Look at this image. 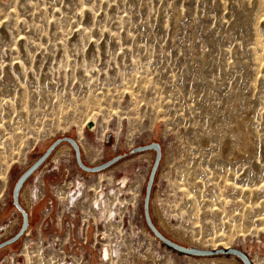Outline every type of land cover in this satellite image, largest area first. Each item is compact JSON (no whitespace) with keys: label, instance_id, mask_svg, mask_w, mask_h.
I'll use <instances>...</instances> for the list:
<instances>
[{"label":"rangeland","instance_id":"obj_1","mask_svg":"<svg viewBox=\"0 0 264 264\" xmlns=\"http://www.w3.org/2000/svg\"><path fill=\"white\" fill-rule=\"evenodd\" d=\"M66 137L87 166L122 157L87 171L62 141L24 183L20 204L33 214L0 264H45L48 242L74 240L81 216L95 212L99 225L115 218L113 258L246 264L233 249L264 264V0H0V243L24 223L16 182ZM154 142L153 222L213 254L180 251L148 226L157 150L131 151ZM101 196L107 204L93 208ZM98 233L97 259L107 236Z\"/></svg>","mask_w":264,"mask_h":264},{"label":"built area","instance_id":"obj_2","mask_svg":"<svg viewBox=\"0 0 264 264\" xmlns=\"http://www.w3.org/2000/svg\"><path fill=\"white\" fill-rule=\"evenodd\" d=\"M83 186H79L77 188V191L73 192V194L78 193L76 196L81 200L83 197ZM99 197V193L97 194V199ZM77 200L79 202L80 200ZM95 201L93 203V208L101 207L103 209V203L105 202V205L107 204V199L104 196H101L99 200ZM97 203V204H96ZM96 204V205H95ZM95 205V206H94ZM128 206V205H127ZM129 207V206H128ZM94 212L92 211V214ZM96 213V212H95ZM95 213L93 215H90L89 217H85V215L81 216V225L85 227V230L83 232L80 231V227H78L77 234L74 233V240H71L70 234H68V237L66 240L64 238H61L60 236H54L52 238L53 242H48V248L45 251V248L43 249L44 252V263L45 264H176L174 260H171L169 258H113V254H110L112 251H114L117 255L119 254V246H115L113 244V241L111 239V234L113 235V229H116L117 227H114V223L112 221L115 220L113 217H106L104 224H100L95 220L96 216ZM95 216V217H94ZM124 217V216H123ZM92 218V219H91ZM121 227H124L126 224L121 218ZM53 222V219H52ZM92 222V230H96V233H94L93 241L91 242L93 246V250L90 251L89 258H85V253L88 252V250L84 251V244H87L89 241L90 234V223ZM76 222L68 223V231L74 230L76 228ZM103 226L104 231L107 232V236L101 234L100 239L104 241V243H101L103 250L100 251L101 258L93 257L97 255L98 251V228ZM90 229V231H91ZM82 230V229H81ZM124 230V228H123ZM126 233V231H124ZM76 238H79V240H76ZM58 244V247L55 245ZM114 245V249L113 246ZM69 245V246H68ZM75 247V249H73ZM107 250V254L105 253ZM98 252V253H99ZM125 253H128L129 255V249L125 250ZM116 254H114L116 256ZM119 256V255H118Z\"/></svg>","mask_w":264,"mask_h":264},{"label":"water","instance_id":"obj_3","mask_svg":"<svg viewBox=\"0 0 264 264\" xmlns=\"http://www.w3.org/2000/svg\"><path fill=\"white\" fill-rule=\"evenodd\" d=\"M64 140L70 141L73 144V146L76 148L78 162L81 165V167L87 171H100V170L108 167L109 165L115 163L116 161H118L122 157V155H118L115 158L105 162L104 164H101L98 166H87L86 164L83 163V161L81 159V154H80V149H79L78 143L73 138L66 137V138L58 139L36 163H34L30 168H28L20 176V178L16 182V184L14 186V190H13V197H14L13 203L22 211V213L24 215V223H23V226L21 227L20 231L16 235H14L13 237H11V238L0 243V249L9 245V244L14 243L20 237H22V235L26 232V230L29 226V214L24 209V207L20 204L21 190L24 186V183L31 176V174H33L42 165V163L47 159V157L51 154V152ZM151 148H155L157 150V157H156V161L154 163V166H153L151 174H150V178H149V181L147 184L146 197H145V206H144L145 209L144 210H145V216H146L148 226L164 242H166L170 246H172V247H174L180 251H184V252H188V253H192V254H205V255L206 254L207 255L213 254L212 251L197 249V248H193V247H186V246L180 245V244L168 239L164 234H162V232L157 228V226L153 222L152 217H151V213H150V209H149V203H150V198H151V193H152V187H153L154 180H155V175H156L158 166H159L161 158H162V149H161V146L159 143L154 142L150 145L138 147V148L132 150L131 152L133 153L136 151H141V150L151 149ZM229 251L240 256V257H242L245 260L246 264H250L248 261V258L241 251L233 250V249H231ZM222 252H224V251L219 250L216 253H222Z\"/></svg>","mask_w":264,"mask_h":264},{"label":"flooded vegetation","instance_id":"obj_4","mask_svg":"<svg viewBox=\"0 0 264 264\" xmlns=\"http://www.w3.org/2000/svg\"><path fill=\"white\" fill-rule=\"evenodd\" d=\"M63 148H66L65 150H67L68 148H70V146L69 145H67V144H65V145H63L62 147H60L58 150H57V152H56V156H55V159H58V158H60V156H62V154L64 153L63 152ZM76 151V150H75ZM75 159H76V162H77V164H79L78 163V157H77V153H75ZM31 167V166H30ZM34 174V173H33ZM32 174V175H33ZM31 175V176H32ZM29 179V178H28ZM35 195V193H31V191L29 190V189H26V190H24V192H23V196H24V198L27 200V202L29 203V204H31L32 202H33V196ZM33 214V212L31 211V213L29 214V221H30V215H32ZM23 221H24V217H23ZM22 225H23V222H22ZM22 225H21V227H22ZM21 227H20V229H21ZM19 232V231H18ZM17 232V233H18ZM17 233H15V235L17 234ZM24 235V234H23ZM22 235V236H23ZM106 252H107V250H106ZM35 255H33L32 257H34ZM31 257V258H32ZM235 264H240V263H238L237 261H235L234 262Z\"/></svg>","mask_w":264,"mask_h":264},{"label":"bare ground","instance_id":"obj_5","mask_svg":"<svg viewBox=\"0 0 264 264\" xmlns=\"http://www.w3.org/2000/svg\"><path fill=\"white\" fill-rule=\"evenodd\" d=\"M95 125H96V121L95 120H93L92 122H90V126H91L92 129H95L96 128ZM63 149L65 150L66 148H63ZM239 150H241V148H239ZM162 219L163 218H161V220H160V224H161L162 227H165L167 224L164 222V219L163 220ZM149 234H150V232H149ZM105 253L107 254V252H105ZM186 253H188V252H186ZM189 254H192V253H189ZM32 261H34V263H36L37 262L36 257H32Z\"/></svg>","mask_w":264,"mask_h":264}]
</instances>
